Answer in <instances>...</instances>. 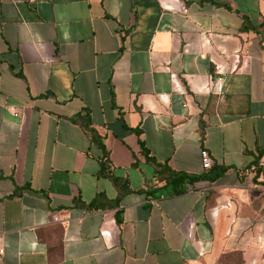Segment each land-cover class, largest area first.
I'll list each match as a JSON object with an SVG mask.
<instances>
[{"label":"crops","instance_id":"1","mask_svg":"<svg viewBox=\"0 0 264 264\" xmlns=\"http://www.w3.org/2000/svg\"><path fill=\"white\" fill-rule=\"evenodd\" d=\"M263 107L264 0H0V264H264Z\"/></svg>","mask_w":264,"mask_h":264},{"label":"trees","instance_id":"2","mask_svg":"<svg viewBox=\"0 0 264 264\" xmlns=\"http://www.w3.org/2000/svg\"><path fill=\"white\" fill-rule=\"evenodd\" d=\"M78 122L81 123L84 130L89 134L93 143H95L102 151L104 152V156L101 163L100 175L105 177H111L114 181V184L118 187L120 191V195L127 191V187H125V183L118 178H113L110 174L111 172V163L109 160L108 152L105 149V146L99 137V135L91 128V123L89 118H84V120ZM146 152V151H145ZM146 157H148L146 152ZM149 158V157H148ZM256 164V176H260L262 173V167L259 165L258 161ZM158 174L160 176V180L166 183V188L168 192L172 195H180L186 193L190 188H192L196 183L201 181H216L223 173H217L215 176H211V173H206L201 176L189 175L186 173H181L174 171L167 165H158ZM101 196L97 197L95 201L88 206V209L105 207V208H114L118 205L117 201H108L106 206L100 204ZM243 256L240 252H226L221 255L218 259L217 264H243Z\"/></svg>","mask_w":264,"mask_h":264},{"label":"built area","instance_id":"3","mask_svg":"<svg viewBox=\"0 0 264 264\" xmlns=\"http://www.w3.org/2000/svg\"><path fill=\"white\" fill-rule=\"evenodd\" d=\"M215 88L218 89L219 92L222 91V86L216 84ZM263 119H264V107H263ZM201 160H202V168L205 172L210 171L214 166V159L212 157V154L208 149H202L201 151ZM256 168L253 167V170ZM0 254H4V250H0Z\"/></svg>","mask_w":264,"mask_h":264},{"label":"rangeland","instance_id":"4","mask_svg":"<svg viewBox=\"0 0 264 264\" xmlns=\"http://www.w3.org/2000/svg\"><path fill=\"white\" fill-rule=\"evenodd\" d=\"M217 264V263H216ZM243 264H244V261H243Z\"/></svg>","mask_w":264,"mask_h":264}]
</instances>
